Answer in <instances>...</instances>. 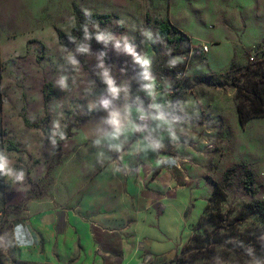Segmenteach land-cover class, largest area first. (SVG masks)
Returning <instances> with one entry per match:
<instances>
[{"label":"rangeland","instance_id":"1","mask_svg":"<svg viewBox=\"0 0 264 264\" xmlns=\"http://www.w3.org/2000/svg\"><path fill=\"white\" fill-rule=\"evenodd\" d=\"M149 2H155V8ZM241 2L228 0V7H218L215 28L209 32L203 31L202 21L189 23L192 39L183 32L186 36L177 41L157 33L161 22L177 27L171 22L169 0H0V154L11 170L0 172V264H107L98 249L74 238L56 239L42 248L40 259H23L11 231L15 221L29 216L32 202L42 209L46 197L54 198V169L80 120L112 103L132 106L137 128L162 152H177L186 159L188 149L206 170L210 196L172 251L170 264H264V215L252 206L254 200L264 203V180L253 174L251 194L239 172L227 186L212 192V180L221 181L219 175L232 158L219 145L228 123L214 116L213 109L226 98H232L236 108L237 102L247 104L255 90L264 93V0H257L253 30L224 38L222 23L230 9L246 29V6L239 8ZM88 12L118 17L112 23L90 22ZM76 22L83 27L82 34L61 44L56 30L69 33ZM99 34L104 39L98 40ZM202 44L209 50L221 46L214 65L219 71H210L214 60L202 52ZM228 44L233 54L223 70ZM137 57L149 63L142 64ZM187 65L178 80L177 72ZM146 71L150 80L144 78ZM204 79L219 85H207ZM175 80L173 93H167ZM44 90L52 92L47 102ZM23 117L33 126H27ZM20 172L23 180L16 179Z\"/></svg>","mask_w":264,"mask_h":264},{"label":"crops","instance_id":"2","mask_svg":"<svg viewBox=\"0 0 264 264\" xmlns=\"http://www.w3.org/2000/svg\"><path fill=\"white\" fill-rule=\"evenodd\" d=\"M169 1L171 22L190 39L189 23L202 21L203 31L209 32L215 28L218 7L229 6L228 0ZM241 1L238 7L246 6V29L230 9L222 23L226 39L253 30L258 21L257 0ZM149 6L155 8L156 3ZM198 13L204 18L198 19ZM219 47L212 45L206 52L214 60L210 71L220 70L214 66ZM226 52L223 70L233 54L229 44ZM187 69L188 65L184 76ZM226 100L212 111L228 123L219 139L223 154L232 153L226 168L246 162L264 180V114L242 125L232 98ZM62 150L63 158L54 169V198L46 197L42 209L32 202L29 216L13 223L12 241L20 257L40 259L42 248L56 239L74 238L98 249L107 264H170L172 251L187 236L212 190L206 170L189 150L186 159L177 152H162L137 128L135 110L126 103L82 118Z\"/></svg>","mask_w":264,"mask_h":264},{"label":"trees","instance_id":"3","mask_svg":"<svg viewBox=\"0 0 264 264\" xmlns=\"http://www.w3.org/2000/svg\"><path fill=\"white\" fill-rule=\"evenodd\" d=\"M75 16H79L78 9H74ZM88 20L90 22H102V23H112L113 18H117L118 16L115 14L110 13H97V12H88L86 14ZM57 37L61 44L68 45L71 41V39L74 36L80 35L83 32V27L80 26L79 22H76V24L71 28L70 32L67 33L61 29H57ZM157 33L158 35L167 40L175 39L177 41H181L184 36H186L183 32H181L177 27L171 26L165 22H161L157 26ZM178 33L175 37H170L171 34ZM233 64V63H232ZM204 83L207 85H219L218 82H211L203 80ZM46 87L49 88L50 83L47 82L45 84ZM233 86L236 87L238 91L241 90V86L233 83ZM52 94L51 90H48L47 92L43 91V101L47 102L50 95ZM111 105H114L112 103ZM236 110L238 114L239 122L244 125L250 118L252 117H259L264 114V93L262 91L255 90L253 92V98L245 104V102H237L236 103ZM24 123L27 126H33L25 117H23ZM2 135V132L0 130V137ZM10 148H14V144L10 142ZM17 149V148H15ZM242 172L244 176V188L248 193L253 194V172L249 167V164L246 162H236L228 166L225 171L223 172L222 179L220 182H216L212 180L213 184V193L217 192L219 188H224L229 184L230 179L237 173ZM253 208L259 212L260 214L264 215V203L260 200H254L252 204Z\"/></svg>","mask_w":264,"mask_h":264},{"label":"clouds","instance_id":"4","mask_svg":"<svg viewBox=\"0 0 264 264\" xmlns=\"http://www.w3.org/2000/svg\"><path fill=\"white\" fill-rule=\"evenodd\" d=\"M97 39H98V40H102V39H104L103 34H99V35L97 36ZM117 44H119V42H117ZM81 50H82V51H86L87 49H81ZM128 51H130V52L132 51V49H131L130 46H128ZM137 59H138L142 64H147V63H149V61H147V60H143V59H141L140 57H137ZM144 78H145L146 80H150V79H151L150 73H148V72L146 71V72H145V76H144ZM145 87H146V88H147V87H150V85H145ZM111 90H112L113 94H116V92L118 91V90L115 89V88H112ZM104 104H105V106H107L108 101H104ZM157 118H162V117H157ZM112 123H114V124H117V123H118V121L116 120L115 117H113ZM117 130H118V129H117ZM156 146H158V145H156ZM8 165H9L8 159H7L5 156H3L2 154H0V172H10L11 170H10V168H9ZM23 178H24V173H23V172H20L19 174L16 175V179H17V180H23ZM249 254H251V252H249Z\"/></svg>","mask_w":264,"mask_h":264},{"label":"built area","instance_id":"5","mask_svg":"<svg viewBox=\"0 0 264 264\" xmlns=\"http://www.w3.org/2000/svg\"><path fill=\"white\" fill-rule=\"evenodd\" d=\"M200 47H201V50H202L203 53H206L208 51V46L206 44H202ZM253 53H255V52H253ZM249 59H250V61H253L254 60V55L251 54L249 56ZM185 68L186 67L184 66L182 68V70H180V71L177 72L176 77H177L178 80L181 79L184 76V69ZM178 80H175L173 84H171L170 86H168L166 88V92L167 93H173L174 88H175ZM157 86H159V87L161 86V81H158L157 82Z\"/></svg>","mask_w":264,"mask_h":264}]
</instances>
